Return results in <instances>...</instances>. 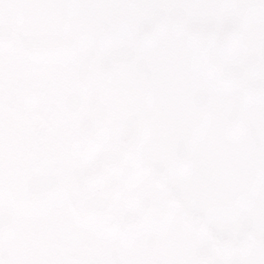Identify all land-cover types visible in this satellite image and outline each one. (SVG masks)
Returning a JSON list of instances; mask_svg holds the SVG:
<instances>
[{
  "label": "flooded vegetation",
  "instance_id": "1",
  "mask_svg": "<svg viewBox=\"0 0 264 264\" xmlns=\"http://www.w3.org/2000/svg\"><path fill=\"white\" fill-rule=\"evenodd\" d=\"M241 5L161 3L144 28L95 0H0V232L19 222L27 264L51 249L55 224L77 220L82 178L108 169L129 135L139 143L136 169L170 178L190 159L207 166L232 106L243 113L235 145L250 161L239 177L263 185L264 8L242 18ZM24 42L32 81L20 117L6 59ZM38 58L55 62L34 71ZM15 186L25 187L18 209Z\"/></svg>",
  "mask_w": 264,
  "mask_h": 264
},
{
  "label": "rangeland",
  "instance_id": "2",
  "mask_svg": "<svg viewBox=\"0 0 264 264\" xmlns=\"http://www.w3.org/2000/svg\"><path fill=\"white\" fill-rule=\"evenodd\" d=\"M99 1L101 6L112 5L115 10L129 4L133 17L148 2ZM8 60L15 76V105L26 112L24 89L31 77L27 74V52L19 48L15 58ZM48 67L38 65L37 71ZM226 133L221 163L214 159L208 168L175 169L166 182L158 179L157 172L142 179L140 171L119 167L104 174L120 194L114 203L115 220L104 226L78 220L77 243L72 236L75 230L68 233L74 239V252L79 254L76 264H264V197L257 199L254 194L256 189L264 191V186H247L238 179L237 169L243 162L230 145L231 135ZM126 173L137 175L138 183H129L127 188ZM130 215H137L142 223L131 239L123 230ZM245 235L254 236V240L240 247L238 242ZM5 236L8 234L2 236L0 264H17L15 259L22 251ZM227 237L235 243L229 250L221 251L218 244ZM20 261L24 264L21 258Z\"/></svg>",
  "mask_w": 264,
  "mask_h": 264
},
{
  "label": "water",
  "instance_id": "3",
  "mask_svg": "<svg viewBox=\"0 0 264 264\" xmlns=\"http://www.w3.org/2000/svg\"><path fill=\"white\" fill-rule=\"evenodd\" d=\"M128 157V152H125ZM80 212L87 218L103 222L102 217L109 218L110 214L107 208H104L99 202H84L80 206ZM224 247V246H223ZM227 247V246H225Z\"/></svg>",
  "mask_w": 264,
  "mask_h": 264
},
{
  "label": "bare ground",
  "instance_id": "4",
  "mask_svg": "<svg viewBox=\"0 0 264 264\" xmlns=\"http://www.w3.org/2000/svg\"><path fill=\"white\" fill-rule=\"evenodd\" d=\"M25 264H27V263H25Z\"/></svg>",
  "mask_w": 264,
  "mask_h": 264
}]
</instances>
